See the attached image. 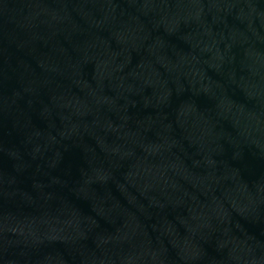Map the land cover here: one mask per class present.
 Returning a JSON list of instances; mask_svg holds the SVG:
<instances>
[{
	"label": "water",
	"instance_id": "water-1",
	"mask_svg": "<svg viewBox=\"0 0 264 264\" xmlns=\"http://www.w3.org/2000/svg\"><path fill=\"white\" fill-rule=\"evenodd\" d=\"M0 264H264V0H0Z\"/></svg>",
	"mask_w": 264,
	"mask_h": 264
}]
</instances>
